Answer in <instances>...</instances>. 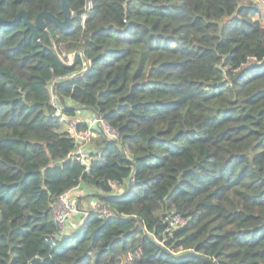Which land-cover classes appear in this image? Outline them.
<instances>
[{
    "label": "trees",
    "instance_id": "1",
    "mask_svg": "<svg viewBox=\"0 0 264 264\" xmlns=\"http://www.w3.org/2000/svg\"><path fill=\"white\" fill-rule=\"evenodd\" d=\"M66 3L71 27L37 40L0 23V264H264V0ZM20 11L62 20L60 0H0ZM53 97L118 134L87 166ZM77 186L99 207L62 231Z\"/></svg>",
    "mask_w": 264,
    "mask_h": 264
},
{
    "label": "built area",
    "instance_id": "2",
    "mask_svg": "<svg viewBox=\"0 0 264 264\" xmlns=\"http://www.w3.org/2000/svg\"><path fill=\"white\" fill-rule=\"evenodd\" d=\"M92 8L91 2H88L86 5V11ZM84 19V18H83ZM82 19V20H83ZM75 53H70L63 55V57L67 60L69 65H71L72 57ZM63 59V58H62ZM75 76L74 74L71 77ZM56 99L52 98V103L56 107L55 116L58 117L65 126L66 131L71 135L74 140L75 150H74V157L79 159L85 166H87L88 162V146H89V139L93 137L96 133H102L105 137L111 140H116L118 137L117 132L112 129L102 118L96 116L94 113L87 114L86 119L83 122L86 126L85 130L80 132H76L75 128L77 123L73 121V119H69L66 116H63L60 111L59 107L56 104ZM82 113V112H81ZM79 112L78 116H83ZM115 188H117L115 186ZM80 186H77L75 190H79ZM69 191L63 195H61L53 204L52 206V217L55 223L58 224L59 228L64 231L66 229V223L68 219L75 215L79 214L78 206L75 203V200L72 198ZM99 207V205H94V208ZM169 224L172 228H178L183 225V220L173 211L169 214Z\"/></svg>",
    "mask_w": 264,
    "mask_h": 264
},
{
    "label": "water",
    "instance_id": "3",
    "mask_svg": "<svg viewBox=\"0 0 264 264\" xmlns=\"http://www.w3.org/2000/svg\"><path fill=\"white\" fill-rule=\"evenodd\" d=\"M61 2V13H62V20L57 18L56 16L52 15L51 13L42 12L38 14L34 20V23H31L28 21L26 14L24 11H20L11 21H5L0 19L1 24H15L19 20H23L24 24L26 25L27 29L30 30L33 38L35 40L38 39V31H45L46 30V21L54 24L56 27L68 30L71 25L72 21L74 20V17L70 15V12L67 7L66 0H60Z\"/></svg>",
    "mask_w": 264,
    "mask_h": 264
},
{
    "label": "rangeland",
    "instance_id": "4",
    "mask_svg": "<svg viewBox=\"0 0 264 264\" xmlns=\"http://www.w3.org/2000/svg\"><path fill=\"white\" fill-rule=\"evenodd\" d=\"M63 55H66V53L62 52L60 54V57L65 59L63 57ZM75 123H80L84 121V116H77L76 119H74ZM91 192V190H84V188H80L79 190H75L73 191V193H70V195L72 196V198L75 200L76 205L78 206V210H79V214H75L72 217H77L76 219H80L81 215L85 212H87L88 210H90L92 207H94L95 205V201H93L91 196H83L84 193H88ZM69 218V219H70Z\"/></svg>",
    "mask_w": 264,
    "mask_h": 264
},
{
    "label": "crops",
    "instance_id": "5",
    "mask_svg": "<svg viewBox=\"0 0 264 264\" xmlns=\"http://www.w3.org/2000/svg\"><path fill=\"white\" fill-rule=\"evenodd\" d=\"M84 114V113H83ZM72 193H73V191H72ZM79 223V220L78 219H73V220H70V226L71 227H76L77 226V224Z\"/></svg>",
    "mask_w": 264,
    "mask_h": 264
}]
</instances>
